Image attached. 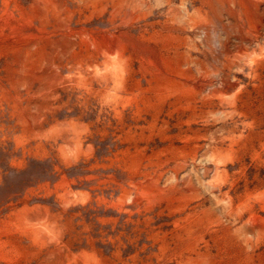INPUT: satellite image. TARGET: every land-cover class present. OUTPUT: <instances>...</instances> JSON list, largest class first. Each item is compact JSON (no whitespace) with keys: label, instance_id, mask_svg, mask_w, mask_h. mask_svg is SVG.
Segmentation results:
<instances>
[{"label":"rangeland","instance_id":"rangeland-1","mask_svg":"<svg viewBox=\"0 0 264 264\" xmlns=\"http://www.w3.org/2000/svg\"><path fill=\"white\" fill-rule=\"evenodd\" d=\"M0 264H264V0H0Z\"/></svg>","mask_w":264,"mask_h":264}]
</instances>
